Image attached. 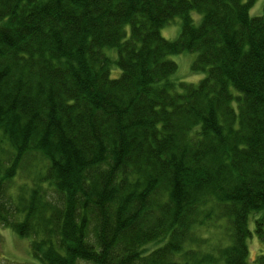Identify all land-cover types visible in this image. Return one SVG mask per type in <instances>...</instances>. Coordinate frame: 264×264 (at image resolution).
<instances>
[{
    "label": "trees",
    "instance_id": "1",
    "mask_svg": "<svg viewBox=\"0 0 264 264\" xmlns=\"http://www.w3.org/2000/svg\"><path fill=\"white\" fill-rule=\"evenodd\" d=\"M256 1L0 0V225L34 259L250 264L255 235L264 264ZM183 52L196 84L174 79Z\"/></svg>",
    "mask_w": 264,
    "mask_h": 264
},
{
    "label": "rangeland",
    "instance_id": "2",
    "mask_svg": "<svg viewBox=\"0 0 264 264\" xmlns=\"http://www.w3.org/2000/svg\"><path fill=\"white\" fill-rule=\"evenodd\" d=\"M264 0H257L256 3L251 7L250 13L252 16H258L263 13ZM195 19L199 22L198 13L194 12ZM197 15V16H196ZM181 19L176 18L174 22L165 26L162 29V34L167 39L173 40L178 37L181 31ZM106 53L110 56L116 55V50L112 48H107ZM197 53L194 52H183L181 54L171 55L170 58L177 62L179 69L174 75V79L183 80L186 82L198 83L203 77H205L206 73H194L191 70L192 63L196 58ZM120 74V70L116 65H113L111 68L112 77H116ZM5 154V152H2ZM24 176H21L17 180V186L20 185L24 180L22 179ZM31 177V175H30ZM27 177V180L31 178ZM12 192H16L15 188H13ZM218 224L222 226V228H200V235L208 238L209 242L207 250L213 249L215 246L222 241H219L224 237L223 228L226 226V223L223 221H219ZM252 227V226H251ZM218 229V230H217ZM28 238H23L19 236L11 227H5L0 225V264H41L38 260L34 259L31 253V244ZM162 243L156 242L148 245V250H153L159 247ZM250 254H249V262L250 264H257V260L261 252L263 251V245L257 236H253V238L249 241ZM81 264H90L87 262H81Z\"/></svg>",
    "mask_w": 264,
    "mask_h": 264
}]
</instances>
